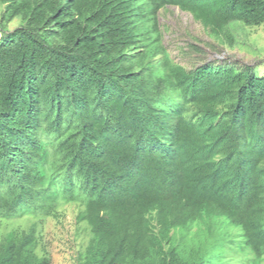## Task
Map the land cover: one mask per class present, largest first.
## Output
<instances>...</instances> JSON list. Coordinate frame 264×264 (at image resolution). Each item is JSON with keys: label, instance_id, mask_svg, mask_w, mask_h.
<instances>
[{"label": "trees", "instance_id": "1", "mask_svg": "<svg viewBox=\"0 0 264 264\" xmlns=\"http://www.w3.org/2000/svg\"><path fill=\"white\" fill-rule=\"evenodd\" d=\"M0 2V264H51L39 228L65 203L78 264H264V75L188 69L159 25L177 6L231 42L264 0Z\"/></svg>", "mask_w": 264, "mask_h": 264}, {"label": "rangeland", "instance_id": "2", "mask_svg": "<svg viewBox=\"0 0 264 264\" xmlns=\"http://www.w3.org/2000/svg\"><path fill=\"white\" fill-rule=\"evenodd\" d=\"M4 5L0 2V20ZM20 17L7 24L13 30L20 26ZM159 25L163 32V44L171 58L188 69L202 61H229L237 66L259 67L264 75V24L248 27L233 23L230 32L233 40L226 36L218 38L207 31L201 22L189 12L177 6H168L159 12ZM80 206L65 203L59 210V217H45L40 224L43 241L51 255V264H78V255L91 239L86 223H78ZM32 219L15 220L11 225L27 227ZM238 234V230L230 229Z\"/></svg>", "mask_w": 264, "mask_h": 264}]
</instances>
